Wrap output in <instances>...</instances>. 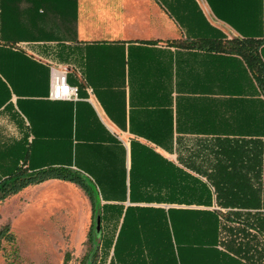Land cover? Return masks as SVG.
I'll use <instances>...</instances> for the list:
<instances>
[{
	"label": "crops",
	"instance_id": "1",
	"mask_svg": "<svg viewBox=\"0 0 264 264\" xmlns=\"http://www.w3.org/2000/svg\"><path fill=\"white\" fill-rule=\"evenodd\" d=\"M235 39L261 41L264 60V0H0V58L10 50L48 69L46 93L33 94L34 74H27L26 93L13 94L12 112L1 107L0 119L12 124L9 139L26 132L57 149L58 163L72 142L71 168L99 189L102 205L124 208L115 237L127 209L131 217L172 210L177 218L201 207L160 199L164 160L195 176L181 163L184 146L259 138L263 97L246 61L206 50ZM55 71L67 72L77 100L50 98ZM142 170L154 178L140 182ZM48 185L78 188L92 218L89 197L74 183L51 179L29 188ZM133 187L154 188L155 199L131 196ZM112 221L109 215L110 230Z\"/></svg>",
	"mask_w": 264,
	"mask_h": 264
},
{
	"label": "trees",
	"instance_id": "2",
	"mask_svg": "<svg viewBox=\"0 0 264 264\" xmlns=\"http://www.w3.org/2000/svg\"><path fill=\"white\" fill-rule=\"evenodd\" d=\"M261 46V41L235 39L222 48L220 44H211L206 49L227 51L246 61L263 97L259 138L206 139L184 146L188 155L185 163L181 158V163L195 176L163 161V196L160 198L159 191L157 193L161 200L219 210L179 211L176 218L172 216V210L168 211V217L164 210L131 217L127 209L115 237L114 230L124 208L102 205L99 189L71 168L72 142L67 141L66 156L62 157L64 162L58 163L61 158L55 152L57 149L44 146L38 139L29 141L26 132L20 140L4 141L0 135V200L10 193L51 179L71 182L82 188L92 205L89 239L93 250L81 264H264V60ZM1 52L0 73L5 81L0 79V108L11 113L12 95L26 93L20 88L27 83V74H34L36 90L32 93L37 96L46 93L48 69L21 53ZM19 125L24 131L23 125ZM134 167L133 158L131 175L135 173ZM146 175L149 180L154 178V174L142 170L138 172V180L143 182ZM154 191V188L133 187L131 196L152 200L155 199L151 198ZM146 212L141 210L140 213ZM109 215L113 220L111 230L108 228ZM98 216L101 217L99 232L96 229ZM8 234L6 228L0 232V238ZM111 252L113 256L109 263Z\"/></svg>",
	"mask_w": 264,
	"mask_h": 264
},
{
	"label": "rangeland",
	"instance_id": "3",
	"mask_svg": "<svg viewBox=\"0 0 264 264\" xmlns=\"http://www.w3.org/2000/svg\"><path fill=\"white\" fill-rule=\"evenodd\" d=\"M0 127L4 133L0 135L8 141L14 131L11 122L1 118ZM33 186L0 200V232L9 229V236L0 238V264H81L93 250L89 239L92 218L90 211L84 216L78 188H29Z\"/></svg>",
	"mask_w": 264,
	"mask_h": 264
},
{
	"label": "built area",
	"instance_id": "4",
	"mask_svg": "<svg viewBox=\"0 0 264 264\" xmlns=\"http://www.w3.org/2000/svg\"><path fill=\"white\" fill-rule=\"evenodd\" d=\"M79 89L68 83L66 71H55L51 82L50 98L55 101H74L78 99Z\"/></svg>",
	"mask_w": 264,
	"mask_h": 264
},
{
	"label": "water",
	"instance_id": "5",
	"mask_svg": "<svg viewBox=\"0 0 264 264\" xmlns=\"http://www.w3.org/2000/svg\"><path fill=\"white\" fill-rule=\"evenodd\" d=\"M96 229L99 232L101 230V217L98 216L96 220Z\"/></svg>",
	"mask_w": 264,
	"mask_h": 264
}]
</instances>
